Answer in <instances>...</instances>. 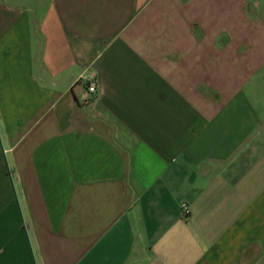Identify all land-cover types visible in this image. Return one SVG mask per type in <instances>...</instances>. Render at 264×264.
<instances>
[{"label": "crops", "instance_id": "0c3cea01", "mask_svg": "<svg viewBox=\"0 0 264 264\" xmlns=\"http://www.w3.org/2000/svg\"><path fill=\"white\" fill-rule=\"evenodd\" d=\"M250 5L0 0V264H264Z\"/></svg>", "mask_w": 264, "mask_h": 264}, {"label": "built area", "instance_id": "2783aa9c", "mask_svg": "<svg viewBox=\"0 0 264 264\" xmlns=\"http://www.w3.org/2000/svg\"><path fill=\"white\" fill-rule=\"evenodd\" d=\"M90 83L87 87V92L89 94V100L87 99L86 102L88 103L91 99H94V97L97 95L98 93V84L97 82L94 80V77H90ZM183 213L184 216H188L191 213L190 207L188 205H183Z\"/></svg>", "mask_w": 264, "mask_h": 264}, {"label": "rangeland", "instance_id": "374dc122", "mask_svg": "<svg viewBox=\"0 0 264 264\" xmlns=\"http://www.w3.org/2000/svg\"><path fill=\"white\" fill-rule=\"evenodd\" d=\"M260 1L262 2V0H250V9H259L258 4Z\"/></svg>", "mask_w": 264, "mask_h": 264}]
</instances>
